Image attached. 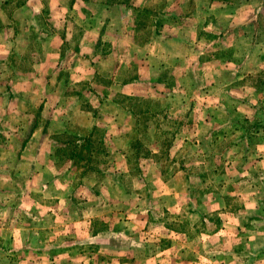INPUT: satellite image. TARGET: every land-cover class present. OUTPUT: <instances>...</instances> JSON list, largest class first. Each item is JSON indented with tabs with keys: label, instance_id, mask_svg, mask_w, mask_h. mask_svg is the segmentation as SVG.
I'll return each instance as SVG.
<instances>
[{
	"label": "rangeland",
	"instance_id": "rangeland-1",
	"mask_svg": "<svg viewBox=\"0 0 264 264\" xmlns=\"http://www.w3.org/2000/svg\"><path fill=\"white\" fill-rule=\"evenodd\" d=\"M52 1L0 0V264H264V0Z\"/></svg>",
	"mask_w": 264,
	"mask_h": 264
},
{
	"label": "crops",
	"instance_id": "crops-1",
	"mask_svg": "<svg viewBox=\"0 0 264 264\" xmlns=\"http://www.w3.org/2000/svg\"><path fill=\"white\" fill-rule=\"evenodd\" d=\"M40 3L41 4H44L42 2V0H40ZM44 5H46V2H45ZM72 7H74V6H72L71 4L67 3L66 0H62L61 3L60 2H57V1H52V5H51L52 10H56L57 11V14H60L62 17L64 15H67L68 10L69 9H72ZM59 20H61V19H59Z\"/></svg>",
	"mask_w": 264,
	"mask_h": 264
}]
</instances>
